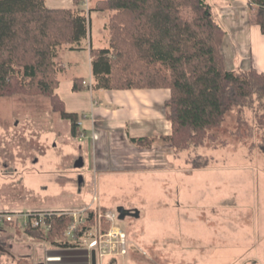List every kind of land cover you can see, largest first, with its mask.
I'll list each match as a JSON object with an SVG mask.
<instances>
[{
  "label": "rangeland",
  "instance_id": "1",
  "mask_svg": "<svg viewBox=\"0 0 264 264\" xmlns=\"http://www.w3.org/2000/svg\"><path fill=\"white\" fill-rule=\"evenodd\" d=\"M92 2L83 0L81 6ZM57 4L52 8L70 7L67 0ZM101 14H92L86 47H109L108 16ZM77 58V74L89 80L87 54ZM75 71L59 74V93L67 111L79 112L67 88ZM79 96L88 98V93ZM245 114L254 121L250 110ZM237 117L236 110L228 111L222 126L211 131L212 140L177 157L172 174L158 169L106 173L96 170L89 139L84 141L80 129L77 138L71 135L70 122L61 118L50 96L0 97V210L64 209L76 218L85 217L88 208L115 213L114 221L102 218L101 229L122 233L125 248L109 238L108 248L96 254L97 264H264V153L251 148L252 139L237 136ZM196 155L209 157L210 165L194 169L186 159ZM80 156L84 166L75 168ZM119 207L137 209L140 217L119 220ZM94 226L79 244H87ZM3 227L25 234L18 225ZM0 251H5L2 244Z\"/></svg>",
  "mask_w": 264,
  "mask_h": 264
},
{
  "label": "trees",
  "instance_id": "2",
  "mask_svg": "<svg viewBox=\"0 0 264 264\" xmlns=\"http://www.w3.org/2000/svg\"><path fill=\"white\" fill-rule=\"evenodd\" d=\"M73 3L75 8H49L45 0H0V97L50 96L77 138L83 114L67 111L56 92L60 69L54 60L62 46L75 49L89 36L83 0ZM249 3L255 7L252 22L264 35V0ZM93 10L108 16L109 31V47L90 48L94 92L169 89L164 105L172 130L159 139L171 143L178 157L212 140L211 131L222 126L231 110L238 116L237 136L252 139L251 148L264 153V72L227 69L222 51L226 31L207 0H100ZM82 81L74 80L73 91L84 90ZM245 110L253 113V122ZM130 140L149 148L157 137ZM196 156L186 159L194 169L212 161ZM45 213L48 229L29 225L25 235L56 247L76 248L94 226L95 212L89 209L69 237L74 217L63 211ZM14 264L31 263L20 257Z\"/></svg>",
  "mask_w": 264,
  "mask_h": 264
},
{
  "label": "crops",
  "instance_id": "3",
  "mask_svg": "<svg viewBox=\"0 0 264 264\" xmlns=\"http://www.w3.org/2000/svg\"><path fill=\"white\" fill-rule=\"evenodd\" d=\"M85 3L80 8L88 11L92 26V14L97 2ZM49 2V3H48ZM59 0H45L47 7L58 5ZM69 8H75L72 0H67ZM214 8L215 20L224 28L226 35L222 51L227 69L234 70L255 68L264 72V35L260 27L252 22L255 7L249 0H207ZM50 4V6H48ZM54 8V7H53ZM211 8V9H212ZM93 10V11H92ZM106 15V14H101ZM62 46L54 59L65 74L67 68H74L75 73L68 76L67 88L83 114L81 127L84 141L89 139L95 153V168L98 172L117 171L123 173H143V171H163L172 174L176 170V159L171 143L159 139L171 134V122L165 117V102L170 98L169 89H129L90 92L84 87L80 92L73 91L76 78L85 79L77 74L80 68L79 55L87 54L92 76L90 48L84 41L80 47ZM61 76V75H60ZM62 84L56 90L60 95ZM88 93V98L79 94ZM72 112V111H71ZM90 132V134H89ZM157 137L151 148H139L131 138ZM82 149V148H81ZM1 211V210H0ZM39 212L65 211L64 209H39ZM0 227V244L5 251H0V264L15 262L20 257L27 258L31 264H91L92 250L87 244L76 248H60L44 241H35L24 233H11Z\"/></svg>",
  "mask_w": 264,
  "mask_h": 264
},
{
  "label": "built area",
  "instance_id": "4",
  "mask_svg": "<svg viewBox=\"0 0 264 264\" xmlns=\"http://www.w3.org/2000/svg\"><path fill=\"white\" fill-rule=\"evenodd\" d=\"M83 86L88 89L90 92H93V78L86 80L84 79L82 81ZM81 125V122L79 123ZM83 136V135H82ZM90 208L86 209L85 217L88 214ZM95 212V226L94 231L91 233L92 237L87 242V247L90 250H95L96 254H101L103 251H105L108 248V245L110 244L109 238L115 237L117 239V242L122 246V248H125V237L122 233L119 231L111 230V231H102L101 229V220L105 216L106 220L114 221L116 219V214L111 212H106L105 215L98 214L96 209H93ZM39 211H30V212H17V211H0V227L6 226L8 224H16L18 225L22 230H25L29 225L32 228L35 227H41L43 229H48V227L45 225L44 222V216L45 212H39ZM65 213H69L74 217V223L71 225L69 230L66 232L67 236H72L73 230L81 224L85 217L80 216L78 218L73 211H63ZM107 238V239H105ZM113 249V248H111ZM125 252V250H124Z\"/></svg>",
  "mask_w": 264,
  "mask_h": 264
},
{
  "label": "water",
  "instance_id": "5",
  "mask_svg": "<svg viewBox=\"0 0 264 264\" xmlns=\"http://www.w3.org/2000/svg\"><path fill=\"white\" fill-rule=\"evenodd\" d=\"M84 166V159L82 156H80L74 164L75 168H82ZM83 182L82 176L79 177V184L81 185ZM117 214H118V219L119 220H124L127 217H133V218H139L140 217V212L137 209H126L124 207H119L117 209ZM91 264H97V257H96V252L95 250L92 251V256H91Z\"/></svg>",
  "mask_w": 264,
  "mask_h": 264
}]
</instances>
